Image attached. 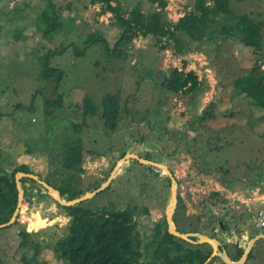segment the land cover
Wrapping results in <instances>:
<instances>
[{
    "label": "rangeland",
    "instance_id": "1",
    "mask_svg": "<svg viewBox=\"0 0 264 264\" xmlns=\"http://www.w3.org/2000/svg\"><path fill=\"white\" fill-rule=\"evenodd\" d=\"M165 1L164 8L149 0L111 3L120 6L123 17L138 4L144 14L160 9L163 21L176 22L193 9L196 0ZM48 2L0 0V168L11 172L24 164L38 179L62 188L64 196L78 195L108 176L122 154L134 152L165 162L179 179L181 191L191 190L185 183L194 182L200 198L217 191L227 204L236 205L244 194L254 197L249 203L252 210L264 204L256 197L264 190L263 108L254 106L245 94L237 95L232 86L233 79L246 74L263 55L220 39L214 44L190 42L188 51L176 54L171 45L158 49L153 35L135 33L124 46V58L107 56L104 45L93 43L84 48V40L96 33L113 45L121 33L113 13H102L101 4L91 0H53L68 25L44 36L39 19ZM229 5L236 14L248 13L264 21V0H229ZM60 45L64 50L50 59L58 71L48 80L39 78V55ZM173 67L182 80L168 90L160 84ZM59 71L63 78L55 92L63 94L64 113L50 119L54 110L42 108V97L54 93ZM190 71L200 81L194 93L184 91L183 81ZM34 89L43 92L36 94V110L30 112L25 106ZM107 94L116 96L119 106L116 127L105 126L100 115L81 123L83 97L101 105ZM17 103L23 107L15 109ZM208 107L213 118L200 125L198 117ZM72 123L81 124L80 133H74ZM66 136L80 138V169L61 165ZM152 170L155 175H149L142 163L127 160L114 171L109 188L83 200L84 205L97 209L111 202L121 208L131 201L138 211L136 229L140 237L149 238L151 228L163 217L169 196L164 177L156 176L157 168ZM34 180L23 188L17 222L0 228V264H21L22 257L31 264L66 263L54 248L64 249L70 216L53 193ZM238 189L244 194L238 195ZM191 206L195 204L187 202V211ZM21 229L29 234L22 235ZM255 232L260 230L250 235Z\"/></svg>",
    "mask_w": 264,
    "mask_h": 264
},
{
    "label": "trees",
    "instance_id": "2",
    "mask_svg": "<svg viewBox=\"0 0 264 264\" xmlns=\"http://www.w3.org/2000/svg\"><path fill=\"white\" fill-rule=\"evenodd\" d=\"M111 1L115 2L116 0H91L92 3L98 2L101 4L102 13H113L115 23L121 28V33L111 46L104 37L91 33L84 40V48L93 43H100L104 45L107 56L124 58L126 56L124 46L129 44L135 33L153 35L158 49H164L166 45H171L176 54L188 51L190 42L200 44L210 42L214 44L220 39L240 43L243 46L252 48L254 53L259 52L260 56H263L255 61L246 74L233 79V89L237 92V95L245 94V97H248L254 106L263 108L264 112V69H262L261 64L264 62V52H261L264 21L255 20L248 13H234L230 8L229 0H212L211 5L206 4L208 0H196L193 9L179 17L176 22L163 21L160 9H155L149 15L144 14L138 8V4L129 11L127 17H123L120 6L113 5ZM149 1H157L162 8L166 5L165 0ZM69 6L70 4H67L66 8H69ZM58 10L59 8L55 6L53 0H49L48 5L40 13L39 23L43 26L44 36H48L68 25V22L62 19ZM68 18H71L70 15ZM38 26L36 25V28L39 29ZM64 48L63 45H60L39 55L41 56L40 64L42 67L38 74L39 78L48 80L55 75L58 68L50 64V59L55 54L61 53ZM62 78L63 73L60 72L56 80L54 93L52 92L51 96L42 97V108L54 110V113L48 116L50 119H53L55 114L64 113L63 94L55 92ZM181 80L182 75L177 72L176 67H173L167 75L163 76L160 85L171 90ZM183 84L186 85L185 92L194 93L199 88L200 81L197 74L190 71ZM42 92L40 89H34L29 104L25 106L28 111L33 112L36 110L34 99L37 93L42 95ZM211 106L213 107V105ZM22 107V103L15 105L17 110ZM210 109L208 107L199 115L200 125L204 121L213 118ZM80 110L81 123H84L83 121L88 117L100 115L105 126L113 129L117 125L119 106L114 95H105L102 98L101 105L94 103L92 98L84 96ZM1 115L3 114L1 113ZM10 115H13V113ZM80 126L81 124L78 123L71 124L74 133H80ZM64 139L66 141L62 147V158H60L62 167L80 169L79 164L82 162L80 138L66 136ZM203 151L205 154L206 151ZM27 152L31 153L28 150ZM145 158L150 157L145 156ZM143 166L149 168L147 165L143 164ZM18 171L31 173L24 164L15 167L11 172L0 168V223L7 222L16 208L17 190L14 175ZM106 178L107 176L98 180L88 191L97 188ZM165 178L167 180L166 186L169 187V179ZM24 182L30 184L35 180L30 177H22L21 184L23 188L25 187ZM39 187L46 191L41 184H39ZM53 187L59 190L61 197L66 200L82 194L64 196L62 188ZM108 188L109 185L102 191H106ZM64 209L67 210V214L70 216L67 233L63 236L65 247L63 250H57L56 247L54 249L59 257L66 261L65 264H203L209 256V247L208 251L204 252L197 249L196 245L168 233L164 217L161 222L153 225L149 238L140 237L134 219L138 211L136 207L129 204L125 207L116 208L113 203L108 202L97 207V209H91L84 205V201H81L72 206H66ZM142 211L147 214L146 209ZM181 231L184 232V229ZM20 232H22V235L29 234L25 229H21ZM37 246L39 245L34 246L33 249L35 250ZM21 262V264H31L25 257L21 258Z\"/></svg>",
    "mask_w": 264,
    "mask_h": 264
},
{
    "label": "flooded vegetation",
    "instance_id": "3",
    "mask_svg": "<svg viewBox=\"0 0 264 264\" xmlns=\"http://www.w3.org/2000/svg\"><path fill=\"white\" fill-rule=\"evenodd\" d=\"M148 159L151 160L150 158ZM153 161L158 160L154 159ZM125 163H123L120 168ZM162 163L166 164L165 162ZM147 166H149V168H147V171H149L148 174H154V170H152V168L154 167L151 165ZM167 167L174 175L170 167L168 165ZM157 169L158 172L156 176L161 174V176L164 177L165 182L167 183L165 177H167L168 179L169 177L166 174L162 173V170L160 168ZM176 181L177 202L172 217L175 227L179 231L184 229V232L202 234L217 241L216 249L214 250L209 242H201L199 236H189L190 239L193 240V242L189 243L196 245L197 249L207 252L209 247V256L203 264H227L220 256L221 252H224L230 260L235 262V264H264V243L261 242L264 241V234L253 222L252 217L254 210L251 209L248 202L237 199L238 202L236 203V205L227 204L225 203V199L220 197L217 191H212L208 194V196L200 198L195 193L197 189L195 188L194 182L185 183L186 189H191L186 192V190L181 191L182 187L179 179L176 178ZM237 194L240 196L243 195L244 190L238 189ZM244 196L247 195L244 194ZM168 198L169 196L166 198V201H168ZM189 201H192V203L195 204V207L191 206L189 208V211H187V202L189 203ZM130 202L131 201L127 200L124 207L128 204L136 207L135 204H131ZM238 205H241L244 208L239 207ZM144 209H146L148 213V208L144 207ZM164 209L163 217L165 218ZM159 222H161V220L156 223ZM256 228L259 229L260 232H255L253 235H250V232L252 230H255ZM251 238H254L253 243L246 253V256L244 257L243 254L245 247L247 245V242ZM35 250H37V248Z\"/></svg>",
    "mask_w": 264,
    "mask_h": 264
},
{
    "label": "water",
    "instance_id": "4",
    "mask_svg": "<svg viewBox=\"0 0 264 264\" xmlns=\"http://www.w3.org/2000/svg\"><path fill=\"white\" fill-rule=\"evenodd\" d=\"M127 160H136L139 163L151 165L155 168H160L162 170V173L166 174L169 177V179H170L169 192L170 193H169V198H168L167 204H166L165 209H164L168 233H170L174 236H177L183 240H186L188 242H193V240L190 239L189 236H192V235L199 236L201 239L200 240L201 242H203V241L209 242L215 250L216 249V242H217L216 240L209 238L207 236H204L202 234L181 232L175 227L172 217H173L174 209L176 207V202H177V198H176L177 181H176V177L172 174V172L169 170L167 165L162 163V162L153 161V160H149V159L140 157L133 152H128V153H125L123 156H121L117 160V162L114 164L112 170L110 171V173L107 176V178L105 179V181H103L97 188H95L91 191H87V192L81 194L80 196L75 197V198L70 199V200L63 199L61 197L59 190H57L53 186L49 185L45 181L38 179V177L36 175H34L32 173H25L22 171L16 172L14 175V180H15V185H16V190H17L16 208H15L14 212L12 213L10 219L7 222L0 223V228L13 224L17 218L19 208H20V206L24 200V189H23L22 184L20 182V179L22 177H30L32 179H36L38 181V183H40L47 190V192L49 194L53 193V198L55 199V201L59 205L66 207V206H72V205L79 203L83 200H87V199L93 197L98 192L104 190L106 187H108L109 183L111 182L112 178L114 177V171L119 169L120 166L123 163H125ZM28 185H29V183L25 182L24 186H28ZM253 240H254V238H251L247 242V245L245 247L244 254H243L244 257L246 256V253L248 252L249 248L251 247ZM220 256L222 257L224 262H226L227 264H235V262L230 260L224 252H221Z\"/></svg>",
    "mask_w": 264,
    "mask_h": 264
},
{
    "label": "built area",
    "instance_id": "5",
    "mask_svg": "<svg viewBox=\"0 0 264 264\" xmlns=\"http://www.w3.org/2000/svg\"><path fill=\"white\" fill-rule=\"evenodd\" d=\"M259 200L264 202V190L261 193L257 194L256 196ZM254 197L252 196H245L244 201L250 203ZM253 222L255 225L263 232L264 234V204L259 206L258 208L254 209L253 211Z\"/></svg>",
    "mask_w": 264,
    "mask_h": 264
}]
</instances>
